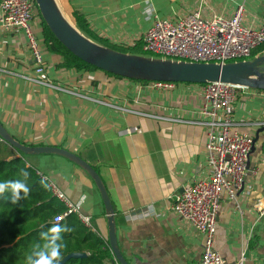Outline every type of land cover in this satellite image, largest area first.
I'll return each instance as SVG.
<instances>
[{
  "label": "crops",
  "instance_id": "0c3cea01",
  "mask_svg": "<svg viewBox=\"0 0 264 264\" xmlns=\"http://www.w3.org/2000/svg\"><path fill=\"white\" fill-rule=\"evenodd\" d=\"M56 1L67 17L79 10L100 36L125 46L143 39L156 15L176 19L201 10L206 17H231L243 5L245 25L264 20V0ZM35 29L46 48L43 21ZM45 59L47 76L72 91L21 77L34 74L27 38L21 29L0 26V122L22 143L64 147L97 169L113 204L118 245L131 264H195L204 236L171 207L186 182L207 175L206 129L183 121L198 114L201 84L157 87L101 69L62 68L61 56L47 48ZM235 107L236 127L255 144L238 199L221 201L214 248L231 264L243 253V264H264V214L253 206L264 199V90L243 86ZM1 144V158L22 156ZM23 156L90 217L86 225L110 246L107 208L89 172L56 153Z\"/></svg>",
  "mask_w": 264,
  "mask_h": 264
},
{
  "label": "built area",
  "instance_id": "2783aa9c",
  "mask_svg": "<svg viewBox=\"0 0 264 264\" xmlns=\"http://www.w3.org/2000/svg\"><path fill=\"white\" fill-rule=\"evenodd\" d=\"M243 10V5H240L231 17H206L201 10L176 19L156 15L144 33V50L174 60L217 63L246 60L264 43V20L258 27L247 26L242 20ZM42 21L36 0H0L1 28L23 30L33 60L34 74L19 75L51 89L72 91L56 84L46 74V48L35 29ZM5 71L12 73L8 69ZM152 83L157 87H171L175 82ZM201 86L202 100L197 116L183 121L206 129L207 175L186 182L182 191L173 196L171 208L204 236V251L195 264H231L214 248L217 218L225 195L238 199L255 140L251 134L236 127L235 103L243 86L222 81L201 83ZM1 143L7 142L0 135ZM44 178L47 179L46 176ZM50 185L67 205V210L55 217L56 222L76 212L85 224L91 225L90 217L83 215L79 206L70 203L55 184L50 182ZM253 206L264 214V199L256 200ZM244 258L245 253L234 264H243Z\"/></svg>",
  "mask_w": 264,
  "mask_h": 264
},
{
  "label": "trees",
  "instance_id": "16d2710c",
  "mask_svg": "<svg viewBox=\"0 0 264 264\" xmlns=\"http://www.w3.org/2000/svg\"><path fill=\"white\" fill-rule=\"evenodd\" d=\"M71 19L85 35L104 46L122 52L159 57L144 50L143 39L138 40L134 45L125 46L100 36L92 28L84 13L79 10L74 11ZM43 35L47 50L61 56L60 67L99 70L97 66L84 61L66 48L53 35L44 20ZM263 50L264 43L254 49L252 58ZM103 72L110 76L125 78L105 70ZM136 80L152 82L145 79ZM23 155L22 152V156L0 158V182L20 180L30 188L29 194L17 204L11 203L10 190L0 196V264H25L26 254L34 245L43 243L40 233L47 232L57 223L69 229L61 233L64 247L61 249L60 264H120L109 244L89 228L78 213L72 212L61 221H55L57 215L67 210V205L54 193L49 180L45 179L34 165L28 164ZM21 169L28 173L26 180L21 174ZM40 250L39 247L36 248L37 252ZM73 252H88V254L83 257L69 256Z\"/></svg>",
  "mask_w": 264,
  "mask_h": 264
},
{
  "label": "water",
  "instance_id": "95a60500",
  "mask_svg": "<svg viewBox=\"0 0 264 264\" xmlns=\"http://www.w3.org/2000/svg\"><path fill=\"white\" fill-rule=\"evenodd\" d=\"M47 27L53 35L84 61L116 75L134 79L166 82L207 83L222 81L264 90V53L254 58L226 63L174 60L122 52L104 46L85 35L67 17L56 0H36ZM0 135L25 154L56 153L69 158L94 178L100 189L109 220V243L120 264H131L122 253L117 239L115 212L106 185L97 169L80 155L57 145H29L14 138L0 122ZM85 252L69 256L83 257Z\"/></svg>",
  "mask_w": 264,
  "mask_h": 264
},
{
  "label": "clouds",
  "instance_id": "9594fccd",
  "mask_svg": "<svg viewBox=\"0 0 264 264\" xmlns=\"http://www.w3.org/2000/svg\"><path fill=\"white\" fill-rule=\"evenodd\" d=\"M21 174L28 177V173L21 169ZM11 191V203L17 204L21 199H24L30 192V188L24 181H3L0 182V196H3L6 191ZM23 193V195H21ZM69 231L66 226L54 224L47 232H41L40 237L42 244L34 245L33 248L26 254L25 264H60L61 249L64 247L63 237L61 233ZM39 247L41 250L36 251Z\"/></svg>",
  "mask_w": 264,
  "mask_h": 264
},
{
  "label": "rangeland",
  "instance_id": "374dc122",
  "mask_svg": "<svg viewBox=\"0 0 264 264\" xmlns=\"http://www.w3.org/2000/svg\"><path fill=\"white\" fill-rule=\"evenodd\" d=\"M149 54H150V53H149ZM151 54H153V53H151ZM153 55H154V54H153ZM146 56H150V55H146ZM157 56H159V55H157ZM153 57H156V56H153ZM250 58H252V57H249V58H247V59H250ZM240 60H242V59L232 60V61H240ZM5 150H6V149H5V145H2V146H1V150H0V158L6 154V151H5Z\"/></svg>",
  "mask_w": 264,
  "mask_h": 264
}]
</instances>
